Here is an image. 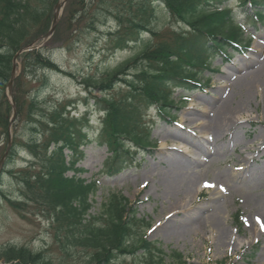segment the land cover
<instances>
[{
  "label": "rangeland",
  "instance_id": "obj_1",
  "mask_svg": "<svg viewBox=\"0 0 264 264\" xmlns=\"http://www.w3.org/2000/svg\"><path fill=\"white\" fill-rule=\"evenodd\" d=\"M61 1L55 0L52 14L54 7ZM128 1L136 3L139 0H81V6L67 0L60 12L57 26L61 27L65 11H68L67 16L71 17L66 22L68 26L59 28V38L52 45V52L45 53L40 44L36 43V48H40L38 51L49 58L57 71L37 69L35 73L25 74L24 71L23 74L22 61L19 59L16 78L10 88L11 95L7 93L8 82L2 91L0 90V99L3 96L10 108L12 104L15 105L14 97L17 93L15 88L17 80L20 79L19 81L23 83L24 97L25 94L32 96L36 103L37 118L43 117L55 105L70 102V107L66 108L69 116L82 122L78 127L87 134V141L83 140V145L81 147L79 145L78 148L81 149L83 156L72 159L75 162L74 166L84 171L81 177L88 181L90 179L97 181L99 187L92 197L93 203L89 213L98 214L102 203L113 193L128 198L136 207L137 218H144L148 223V229L144 234L145 251L162 250L168 255L176 252L182 254L186 264H264V89L258 92L257 101L251 98L249 105L247 104L245 108L247 113L244 114L245 117H241L235 130L239 139L233 147L226 148L221 154L206 152L202 154L196 150L199 142L205 145L207 141L206 137L202 139L198 136L199 131L208 117L215 113L219 98H222V93L225 92L223 88L232 87L235 94L233 104L239 102L243 83L234 80V76L239 78L240 73L234 72L233 68L252 65L259 58L258 55L264 53L259 51L264 48V20L261 25L245 26L243 39L249 42L245 49L238 53L229 50L228 60L220 56L214 57L210 68L199 73V84L203 86L205 82V87L185 91L171 89L173 108H163L166 111L164 116H160L161 108L157 106L147 108L141 113L139 119L151 126L148 139L151 147L144 150L118 148L120 156L128 159V165L123 170L114 172L111 168L116 163V155L107 150L105 143L96 142L99 141L104 122L98 104L102 97H117L124 88L110 85L101 95L100 89L89 88L90 86L85 85L83 80L90 79V84L93 85L102 82L106 78L105 73L118 69L120 65L140 55V51L146 45L148 36L144 35V44L114 53L108 51L107 31H115L117 23L125 22L130 16L125 6ZM227 6L234 10L239 20H242V8L237 6L236 0H230ZM80 7L82 9L79 12ZM249 10L248 7L244 11L249 13ZM158 13L160 15L155 17L156 21L151 26L154 30L166 34L182 28V24L170 19L165 10L159 8ZM81 14L84 15L83 20L78 23ZM67 30L72 31L73 38L68 49L62 46L63 40L68 36ZM38 79L42 82H38ZM43 79L46 80L44 85ZM40 83L43 86L32 91ZM186 112L193 113L194 122L190 128H185L189 129L185 132L187 133L185 140H177L174 138L178 130L176 127H179ZM247 116H250L252 121L246 120ZM9 121L7 132L0 135V162L2 161L0 248L11 246L23 249L34 255H41L51 264H84L91 256L93 258L94 254L83 247L65 249L61 244L63 234L56 239L54 235L57 231L52 228L51 222L43 216L41 210L30 202L24 204L22 193L24 190L15 177H18V172L24 170L26 165L33 163L34 160L28 157L22 147L15 149L13 154L8 150L3 158L2 156L13 141L20 139L23 143L31 133L23 122L16 119L10 124ZM226 133L220 137V139L223 137V142H227L229 138L225 136ZM198 138L202 139V142ZM180 142L193 150L188 156L198 161V165L191 167L189 171L181 170L180 163L177 167L172 165L168 157L159 154L160 147L177 148ZM126 143L128 147L131 146L129 142ZM113 147L114 145L111 149ZM212 148L211 146L210 149ZM205 149L208 150L209 145L206 144ZM178 154L181 156L182 152L179 151ZM244 160H246L242 167L245 170L244 177L232 180L233 174L238 173L236 169L242 166ZM68 175H71V172ZM159 175L161 177L174 175L184 180L190 187L189 193L190 197L193 196L194 206L190 205L183 211L171 210L169 204L176 200V196L165 193L164 189L159 187L156 179L160 177ZM143 184L147 185L146 190L139 192ZM217 186L220 189H215ZM195 188L200 191L198 196L193 195ZM211 197H218L219 203L224 204L221 220L229 234L225 241L220 240L214 232L210 233L208 228L198 233L191 227L172 230L168 235L155 232L154 228L159 225L158 221L162 217H167V220L160 221L161 226L172 220L179 221L184 215L192 217L194 221L204 218L207 211L201 204L206 205ZM140 227L141 225L137 224L136 232L140 233ZM259 228H262L261 232H258ZM143 259V253L140 251L127 255L116 252L104 264H140L143 263ZM165 261V264H173L169 260ZM0 264H3L2 260Z\"/></svg>",
  "mask_w": 264,
  "mask_h": 264
},
{
  "label": "trees",
  "instance_id": "obj_2",
  "mask_svg": "<svg viewBox=\"0 0 264 264\" xmlns=\"http://www.w3.org/2000/svg\"><path fill=\"white\" fill-rule=\"evenodd\" d=\"M229 1L139 0L125 4L130 16L125 22L117 23L115 31H107L108 51L114 53L144 44V35L148 36L146 45L140 55L105 73L106 78L102 82L93 85L90 79L83 80L89 88L100 89L101 95L110 85L124 88L117 97H102L98 104L104 122L96 142L105 143L107 150L116 155V163L111 168L114 172L128 165V159L120 156L118 148L144 150L151 147L148 140L151 126L139 119L144 110L157 106L161 108L160 116H164L166 111L163 108H173L171 89L203 88L199 84V73L210 68L214 57L227 59L229 50L238 52L248 45L243 39L245 26H255L264 20V0H236L237 6L242 8V20L227 6ZM54 2L0 0L1 91L8 83L13 56L49 30ZM72 4L81 6L82 2L72 0ZM248 7L250 10L246 13L244 10ZM159 8L165 10L170 19L182 24V28L166 34L154 30L151 26L156 21L155 17L160 15ZM64 13L61 27L57 26L52 38L42 47L45 53L52 52V45L59 38V28L67 25L71 17L67 16L68 11ZM83 16L78 17V23ZM71 32L67 30L68 36L62 43L67 49L73 42ZM19 59L23 74L24 71L25 74L35 73L37 69L57 71L49 58L38 50L23 53ZM19 80L14 97L16 119L28 127L31 135L23 143L20 139L13 141L9 151L13 154L15 149L22 147L34 160L15 177L24 190V204L30 202L41 210L57 231L54 235L56 239L63 234L61 244L65 249L83 247L94 254L84 264H104L116 252L127 255L139 251L144 256L140 264H165V260L186 264L182 254L176 252L168 255L162 250L145 251L144 234L148 223L144 218H137L136 207L128 198L113 193L102 203L98 214L89 213L92 197L99 187L97 181L81 177L84 171L76 168L72 160L83 156L78 148L83 145V140L87 141V134L78 127L82 122L69 116L66 108L70 107V102L55 105L44 114V118H37L36 103L32 96L25 94L24 97L23 83ZM45 81L43 79V85ZM43 85L38 84L32 91ZM10 109L2 96L0 135L7 132ZM126 142L131 146L128 147ZM69 172L71 175H68ZM137 224L141 225L140 233L136 232ZM0 260L3 264H51L41 255L11 246L0 248Z\"/></svg>",
  "mask_w": 264,
  "mask_h": 264
},
{
  "label": "bare ground",
  "instance_id": "obj_3",
  "mask_svg": "<svg viewBox=\"0 0 264 264\" xmlns=\"http://www.w3.org/2000/svg\"><path fill=\"white\" fill-rule=\"evenodd\" d=\"M258 48V46L256 47ZM259 50V49H257ZM260 52H264V48L259 50ZM259 52V53H260ZM259 58L255 63H252V65H244L242 67L233 68V71L236 73H240L239 78H236L234 76V80L241 81L242 84V96L239 100V102L234 105L233 100L235 98V94L233 93V88H223L225 89V92L222 93V98H219L218 106L215 108V113L208 117L207 122L203 126H201V129L199 131V137L204 138L206 137L207 141L211 144H209L207 141H205V145H209V149H205V145L203 143H200L199 141L202 139H199V146H196L198 152L205 154L206 153H214V154H221V152H224L226 148L233 147L234 144L238 141L239 137L236 135V127H238V122L241 119V117H245V108L247 107V104L249 105V102L251 98L255 99L256 101L259 98V91L263 88L264 89V53H260ZM250 66V67H247ZM251 68V69H250ZM221 88V90H223ZM213 100L217 98H212ZM193 114V113H192ZM192 114L189 112H186V116L181 121L179 127H176L178 130L175 132V139L177 140H185L186 134L185 132L189 131L192 123L194 122L192 120ZM248 119L251 120L252 118L250 116H247ZM187 124V125H186ZM197 128V127H196ZM224 132H227L225 136H229L227 139V142H223V137L220 139L222 134ZM225 139V138H224ZM221 142V143H220ZM223 142V143H222ZM220 143V144H219ZM201 145V146H200ZM213 147L210 149V147ZM170 148V149H168ZM182 152L181 156L177 153V151ZM193 150L190 149L189 146L186 144L180 142L179 146L174 147H160L159 148V154L162 157H168V159L172 162V165H177L180 163V169L183 171H189L191 167H195L198 165V161H194L193 158L188 156L189 153H191ZM176 152V153H175ZM188 156V157H187ZM185 162V163H184ZM246 163V160H244L241 167H238L235 174L232 176V180L237 178H243L244 177V171L242 169L243 165ZM238 166V165H237ZM243 172V173H242ZM160 176V175H159ZM161 177V176H160ZM156 178L158 180L159 187H162L165 191V193H171L176 196V200L171 202L169 204L171 210L176 211H183L187 207L194 206L193 204V196L190 197V187L188 184L184 183L185 181L174 177V175L169 176H163V177ZM146 186L144 185L138 190L139 192H143L146 190ZM215 189H220L219 186H217ZM199 190L194 189L193 195L198 196ZM217 193V192H216ZM213 194V193H212ZM211 194V195H212ZM212 198V197H211ZM202 205V208H204L207 211V216L204 218L194 221L193 218H189L184 215V217L180 218V220H172L169 223L161 226L160 221L167 220V217H162L158 221V226L155 229V232L157 234L162 233L165 235H168L172 230H180V228H195L196 232L204 231L205 229H209L210 233L216 234V236L220 240H226L229 236L228 231L225 229V226L222 224L221 220V213L224 204L219 203V198H212L209 199V202L206 205ZM201 209V208H200ZM177 219V217L175 218ZM260 226V225H258ZM262 228H259L258 232H261ZM230 244V241L227 243ZM226 245V244H224ZM222 246V242L220 247Z\"/></svg>",
  "mask_w": 264,
  "mask_h": 264
},
{
  "label": "water",
  "instance_id": "obj_4",
  "mask_svg": "<svg viewBox=\"0 0 264 264\" xmlns=\"http://www.w3.org/2000/svg\"><path fill=\"white\" fill-rule=\"evenodd\" d=\"M66 4V0H62L61 3L57 4L55 7H54V10H53V19L51 21V27L49 29V31L47 32V34L41 38V43L47 41L49 38H51V35L52 33L54 32V29L55 27L57 26V22L59 20V17H60V12H61V9L63 8V6ZM31 49H33V47L30 45V46H26V47H23L22 49L19 50V52L16 53V55L13 57V64H12V67H11V73H10V80H9V83H8V91L7 93H9V96L11 95V92H10V88L13 84V80L15 78V75H16V60H17V57H19L20 54H22L23 52H27V51H30ZM15 105L12 104V117L11 119L13 120L16 116L15 114ZM4 157V156H3ZM1 164H2V161L0 162V167H1Z\"/></svg>",
  "mask_w": 264,
  "mask_h": 264
}]
</instances>
